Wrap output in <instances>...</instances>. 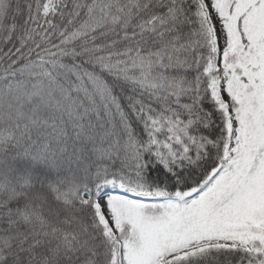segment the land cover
I'll list each match as a JSON object with an SVG mask.
<instances>
[{
    "label": "snow or ice",
    "instance_id": "6c2138e0",
    "mask_svg": "<svg viewBox=\"0 0 264 264\" xmlns=\"http://www.w3.org/2000/svg\"><path fill=\"white\" fill-rule=\"evenodd\" d=\"M0 264H264V0H0Z\"/></svg>",
    "mask_w": 264,
    "mask_h": 264
}]
</instances>
